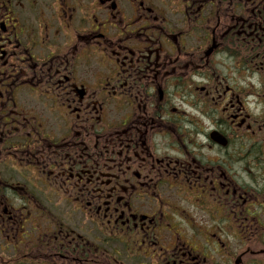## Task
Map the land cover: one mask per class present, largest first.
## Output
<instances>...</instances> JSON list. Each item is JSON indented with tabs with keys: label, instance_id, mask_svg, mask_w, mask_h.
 <instances>
[{
	"label": "flooded vegetation",
	"instance_id": "obj_1",
	"mask_svg": "<svg viewBox=\"0 0 264 264\" xmlns=\"http://www.w3.org/2000/svg\"><path fill=\"white\" fill-rule=\"evenodd\" d=\"M0 264H264V0H0Z\"/></svg>",
	"mask_w": 264,
	"mask_h": 264
},
{
	"label": "rangeland",
	"instance_id": "obj_2",
	"mask_svg": "<svg viewBox=\"0 0 264 264\" xmlns=\"http://www.w3.org/2000/svg\"><path fill=\"white\" fill-rule=\"evenodd\" d=\"M233 249L235 248L234 246H233V244H232V246H231Z\"/></svg>",
	"mask_w": 264,
	"mask_h": 264
}]
</instances>
